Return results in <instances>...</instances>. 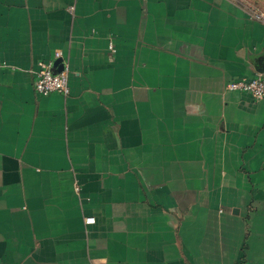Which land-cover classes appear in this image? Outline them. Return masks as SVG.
<instances>
[{
  "label": "crops",
  "instance_id": "obj_1",
  "mask_svg": "<svg viewBox=\"0 0 264 264\" xmlns=\"http://www.w3.org/2000/svg\"><path fill=\"white\" fill-rule=\"evenodd\" d=\"M252 1L0 0V264H264Z\"/></svg>",
  "mask_w": 264,
  "mask_h": 264
},
{
  "label": "built area",
  "instance_id": "obj_2",
  "mask_svg": "<svg viewBox=\"0 0 264 264\" xmlns=\"http://www.w3.org/2000/svg\"><path fill=\"white\" fill-rule=\"evenodd\" d=\"M254 18L264 21L263 12H252ZM61 55L60 51L55 53ZM40 69L37 72V77L34 81V88L38 94L49 95L51 93H60L67 96L70 93L68 71H63L59 74H53L50 71V66L47 62H39ZM229 91H243L251 93L254 98H264V72L258 74L251 79H237L230 81L227 84ZM87 223L94 222V218H87ZM104 264V263H96Z\"/></svg>",
  "mask_w": 264,
  "mask_h": 264
},
{
  "label": "rangeland",
  "instance_id": "obj_3",
  "mask_svg": "<svg viewBox=\"0 0 264 264\" xmlns=\"http://www.w3.org/2000/svg\"><path fill=\"white\" fill-rule=\"evenodd\" d=\"M251 2H253L252 0H250ZM260 3L262 4V2L260 1Z\"/></svg>",
  "mask_w": 264,
  "mask_h": 264
}]
</instances>
